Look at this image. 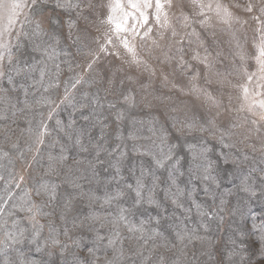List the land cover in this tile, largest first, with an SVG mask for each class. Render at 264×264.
Returning <instances> with one entry per match:
<instances>
[{"label":"rangeland","instance_id":"obj_1","mask_svg":"<svg viewBox=\"0 0 264 264\" xmlns=\"http://www.w3.org/2000/svg\"><path fill=\"white\" fill-rule=\"evenodd\" d=\"M93 2L96 5L95 12L89 14V9L85 7L80 17L76 11L69 13L55 8L56 0H46L45 4L35 8L26 7L18 18L15 32H26L31 37L38 31L39 24L40 30L48 35L33 38V42L41 44L42 48L51 45L49 51L54 49L55 55L52 60H48L42 51L32 52V43L22 37L25 47L19 51L14 47L13 51L21 61L32 63L35 59L47 63L48 74L43 86L34 83V80L39 79L38 73L31 77L15 76L12 84L8 82L7 76L0 77V201L7 200L11 193L12 200L8 202V207L13 203L19 204L25 190H31L41 180L59 184L60 193L73 192L75 190L70 186L71 181L81 175L86 176L87 179L78 182L82 184L85 193L91 192L97 199H90L88 195L77 196L64 221L59 219L62 210L59 205L55 215L39 218L40 224L44 225L41 243L48 239L49 221H52L61 233L60 241L69 245L65 253L69 260L72 253L88 258L87 247L92 246L96 230L105 237L112 234L111 221L118 216L121 208L129 209L126 215L132 224L139 227L143 222L145 229L144 238L138 239L140 232L130 233L127 227L120 224L121 240L116 247H122L124 251L121 264H217L220 250L230 249V239H238L236 233L241 230L246 234L244 242L250 245L249 251L255 254L259 243H254L255 236L247 237V231L253 214L257 217V223L264 219V199L257 197L247 200L245 197L247 202H242L240 207L248 215L233 217L225 212L223 224H218L215 219L209 221L207 216L200 213L214 211L219 205L220 194L228 190L235 192L234 186L239 185L242 176L251 169H256L254 176H259V170L264 169V125L257 127L251 124L246 113L235 110L240 95L239 85L244 81L241 54L247 57L254 43L259 42V30H264V16L257 20L254 17L259 16L258 12L244 11L243 6L249 0H220L233 12L235 19L231 25L213 19L203 47H198L193 37L189 48L186 40L183 59L192 67L184 70L179 63L181 54L177 51L179 46L172 38L171 29L159 28L151 20L153 31L150 37L143 41L137 38L133 42L135 57L115 37L112 44L105 45L107 26L99 22L103 19L101 13L106 11L109 0ZM251 2L256 3L257 0ZM172 3L173 7L166 10L169 11L172 26L183 34V29L176 23L181 0H172ZM237 4L241 7L234 6ZM69 18L75 21L71 30L67 23ZM197 31L204 35L199 26ZM12 43L15 46V39ZM102 45H105L106 51H101ZM205 48L207 54L214 58L211 69L191 58L193 51L204 56ZM21 53L24 55L21 56ZM197 72L199 75L192 79ZM125 96L132 97V106L124 102ZM42 99L54 103H37ZM109 104H115V107L110 108ZM52 108L55 111L52 118L48 119ZM117 111H122L125 116L118 124L115 120ZM83 116H88L89 120L85 121ZM211 118H215L216 126L220 129L215 135L199 131L189 133L185 127L186 122L193 119L207 126L206 119ZM57 121L65 128L73 121L74 127L78 129L96 124L92 128L93 136L100 131L97 121L108 125L105 130V147L111 150L121 145L126 152L119 165L123 179H111L115 175V168L108 167V161L115 163V157H107L106 154H102L105 164L97 165L99 175L93 179L87 162L94 159V151L87 137L84 143L89 146V151L80 152L66 140L57 127ZM41 123L47 125L50 135L45 137V144L38 146L34 133ZM149 128H154L155 132H150ZM181 128L183 131H180ZM134 131L140 139H128L129 133ZM221 131L226 133L224 143L232 147L225 148L220 143ZM117 135L123 139H117ZM62 144L68 147L69 159L66 165L59 168V175H46L49 154H59ZM134 144L139 152L150 151L157 156L161 149L167 152L171 148L174 157L182 158L180 170L184 175L177 174L176 182L172 184L169 170L156 168L152 156L140 155L133 150ZM190 144L196 145L195 150L198 152L207 149L205 155L212 162V174L220 185L215 189V201L205 194L201 180L189 177ZM74 160L83 163L76 165ZM68 166H71L72 171L68 170ZM142 168L151 169L159 178L156 181L155 198L160 207L147 203L133 207L132 197L127 195L110 204L104 203L106 192L114 193L126 182L134 183L135 176L139 175ZM21 176L24 177L23 182L20 181ZM152 182V176L146 177L147 186H151ZM17 183L20 184L19 188L16 187ZM177 188L183 190V195L179 197L183 208L172 203V193ZM164 189H170L167 196ZM226 198L229 200V209L237 204L235 195ZM155 218H159V224ZM204 223L209 224L210 230L207 233L202 227ZM24 226L31 227L26 221ZM65 226L69 229L71 239L62 234ZM177 233L187 234L182 242L177 238ZM194 236H210L216 243L210 246L206 241L194 238L190 241L188 237ZM73 240H79L83 250L77 248ZM103 244H107V239ZM23 247L27 251L30 246L25 244ZM31 247L29 255L37 264H60L57 255L59 248L52 246L50 241L41 252ZM49 252L53 254L50 256ZM99 255L103 264V251ZM112 255L109 249L108 258ZM235 259L239 260L238 257ZM254 259L257 264H264L255 255Z\"/></svg>","mask_w":264,"mask_h":264},{"label":"snow or ice","instance_id":"obj_2","mask_svg":"<svg viewBox=\"0 0 264 264\" xmlns=\"http://www.w3.org/2000/svg\"><path fill=\"white\" fill-rule=\"evenodd\" d=\"M46 0H0V77L7 76L10 84L14 83L15 76L24 75L31 77L32 74L38 73L39 79L34 80L35 84L43 86L45 76L48 74V66L44 60L33 59L32 63L27 60L21 61L19 57L13 51V48L19 51L24 48L21 38L28 40L32 43V52H43L47 56L48 60H52L55 55V50L49 51L51 45H47L42 48L41 44L33 42V38L43 37L48 35L46 32L40 30V25L37 24V30L30 37L26 32H15V25L18 22V18L26 7L35 8L40 4H45ZM235 7H241L240 5H234ZM89 9V14H92L96 10V5L93 0H56L55 8H60L66 12H77V16L80 17L83 14L84 8ZM173 7L172 0H109L106 5V11L101 13L103 19L100 20L101 25H106V31L104 33L105 45L113 43V37H115L123 47L133 54L135 57L134 41L139 38L141 41L150 37L153 31L152 24L159 28L171 29L172 38L179 46L177 51L180 55V66L184 70H188L192 67L188 64L183 56L185 54L184 44L187 40L188 47H191L193 43V37L198 47H203V41L207 39V30L211 27L213 19H216L224 24L231 25L235 19L233 12L229 7L222 4L220 0H181V10L178 16H176V23L180 29H183V34L172 26V22L169 17V11ZM244 11L248 13L258 12L259 16L254 17L259 20L260 16H264V0H257L256 3L249 2L243 6ZM187 9V12L185 11ZM68 27L74 26L75 21L69 18L67 21ZM197 26L203 30L204 35L197 31ZM259 42L254 43L252 52L246 57L241 54V60L244 62L242 73L244 81L239 85L240 95L237 97L238 107L235 109L238 112H244L247 114L251 124L259 127L264 125V30H259ZM15 32V35H14ZM214 35V34H213ZM15 39L16 44L13 45L12 41ZM42 43L46 44V42ZM155 44L156 41H153ZM105 45L101 46V51H106ZM205 55L201 56L198 51H193L192 59L199 61L205 68L211 69L213 66V59L210 54H207V49H204ZM24 53H21L23 56ZM167 58V57H166ZM91 67V65H89ZM57 72L59 71V65H56ZM199 73L192 77L195 79ZM79 81H77L78 83ZM51 86V85H49ZM74 86V85H73ZM23 87V86H22ZM47 90V89H45ZM27 93V88H25ZM54 102L47 99L37 101V103ZM124 102L129 106L133 105V99L130 96L124 97ZM58 107V105H56ZM110 108H114L115 104H109ZM55 108L49 111L48 119L52 118V114ZM125 118L122 111H117L115 114V120L117 124ZM85 121L89 120L88 116H83ZM100 125V131L98 135H92V128L96 127L93 124L90 128H75L73 121L67 126V128L61 125L60 121H57V127L64 134L66 140L71 143L73 147L79 149L80 152H88L89 146L84 143V138L87 137L88 143L94 151V159L89 160L88 169L91 171L93 179H96L99 175L97 172V165H104L105 159H102V154H106L107 157H115V163L111 160L108 161V167L115 168V175L111 177L112 180H122L120 175V163L125 158L126 152L122 150L121 145H116L109 150L105 147L107 142L106 128L108 125L103 121H97ZM135 125V121L132 122ZM206 125L200 124L196 120H190L186 122L185 127L189 133L193 131L209 132L215 135L216 131H220L215 123V118L206 119ZM150 132H155L154 128H149ZM183 131V128L180 129ZM35 142L36 144H45V137L50 135L49 129L46 124L41 123L35 130ZM226 133L221 131L219 140L225 148L232 147V145L224 143V137ZM137 132H130L128 139L137 140L140 139ZM117 139H123L122 136L117 135ZM59 143V141H57ZM188 148L191 150V160L189 161V167L187 169L190 179L195 177L204 183L203 191L206 195L210 196L213 201L217 198L215 189L220 187L216 180V177L212 174L213 164L205 155L207 149H202L199 152L196 151V145L190 144ZM133 150L139 152V149L134 144ZM39 151V147L37 149ZM68 147L64 144L60 147V152L57 155L49 154V164L45 170L46 175H59V168L64 167L69 159ZM140 155H151L153 163L156 168L168 169V176L172 184H175V176H183L184 172L180 170V157H174L171 148L167 152L161 149L159 156L148 151L139 152ZM35 159V157L33 158ZM247 159V157H245ZM199 161V162H198ZM76 165L83 163L81 160H74ZM30 166V165H29ZM68 170L72 171L71 166H68ZM79 171V168H77ZM260 175L254 176L253 173L256 169H251L246 175L242 176L239 185L234 186L235 192L228 190L220 194L219 205L212 212H201L202 216H207L208 220L215 219L218 224L224 223L223 213L227 212L231 216L245 217L248 213L242 211L240 205L242 202L246 203L247 200L260 197L264 199V169H260ZM152 176L153 182L151 186H147L145 183L146 177ZM2 179V177H0ZM81 179H87L86 176H79L75 180L71 181L70 186L75 190L73 192L60 193L58 190L60 185L48 180H41L37 182L31 190H25L24 196L20 198L19 204L13 203L11 207H8V202L12 200V194L9 193L8 199L0 201V264H37V261L31 258L29 253L32 250L31 246H34L36 252H41L43 248L50 241L51 245L59 248L57 255L60 258V264H101V253L103 251V264H121L124 258L123 248H117V243L121 240V234L119 231L120 224L127 227L130 233L140 232L141 236L138 239H143V233L145 231L143 222L139 227L132 224L126 215L129 209L121 208L119 214L114 218L111 223L113 225L112 234L105 237L101 235L99 230H96V235L91 247H87L88 258L80 257L76 253H72V258L69 260L65 253L68 252L69 245L62 243L59 239L61 233L53 226L52 221H49V237L43 243H41V233L44 225L40 224V217H49L55 215L57 206H61L62 210L59 212V219L64 221L66 215L72 208V202L77 196L88 195L90 199H97L91 192L85 193L82 184L78 181ZM159 178L155 176V173L151 169L142 168L139 175L135 176L134 183H125L122 188H118L114 193H105L103 198L105 204H110L113 201H118L121 198L127 196L132 197L133 207H138L142 203L149 205H155L160 207L159 201L155 198L157 184L156 181ZM24 177H20V181L23 182ZM214 186V187H213ZM16 187L19 188L20 184L17 183ZM165 195L169 194L170 189H164ZM240 194H243L241 196ZM183 195V190L177 188L175 193H172V203L177 207L183 208V204L179 202V197ZM191 195V193H189ZM235 195L237 197V204L231 209L228 208L229 200L226 197ZM247 198L245 200L244 198ZM62 202V203H61ZM199 208V205H197ZM46 209H49L46 211ZM18 214H24L20 216ZM95 219V217H92ZM9 220H11V226H9ZM257 217L253 214L251 216V226L247 231V237H256V241L259 243V248L256 253L249 251L250 245L246 244V234L243 230L236 233L237 238H231L230 243L232 247L228 250L221 249L217 264H257L254 259V255L258 257L260 261H264V219L256 222ZM27 222L31 227H25L24 222ZM157 224L160 223L159 218H155ZM204 231L207 233L210 228L209 224L204 223L202 225ZM231 227V226H230ZM63 236H69V229L65 226L63 229ZM177 238L182 242L187 234L177 233ZM189 240L196 239L199 241H206L210 246L216 242L212 240L210 236H194L188 237ZM107 239V244H103V241ZM147 243V240H145ZM27 244L30 247L26 251L24 245ZM73 244L83 250L79 240H73ZM112 250V257L108 258V250ZM15 254V259H13ZM53 253L49 252L51 256ZM238 257L237 261L235 258Z\"/></svg>","mask_w":264,"mask_h":264}]
</instances>
